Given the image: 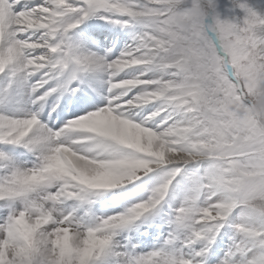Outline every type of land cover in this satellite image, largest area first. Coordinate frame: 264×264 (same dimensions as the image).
I'll return each instance as SVG.
<instances>
[{
  "label": "snow or ice",
  "instance_id": "snow-or-ice-1",
  "mask_svg": "<svg viewBox=\"0 0 264 264\" xmlns=\"http://www.w3.org/2000/svg\"><path fill=\"white\" fill-rule=\"evenodd\" d=\"M214 0H0V264H264V15Z\"/></svg>",
  "mask_w": 264,
  "mask_h": 264
},
{
  "label": "rangeland",
  "instance_id": "rangeland-1",
  "mask_svg": "<svg viewBox=\"0 0 264 264\" xmlns=\"http://www.w3.org/2000/svg\"><path fill=\"white\" fill-rule=\"evenodd\" d=\"M252 7L258 13L264 15V0H240ZM208 16L206 17L209 24L214 23L213 16L219 15L221 20L233 19L234 17H242L244 13L236 7V0H214V7H206Z\"/></svg>",
  "mask_w": 264,
  "mask_h": 264
}]
</instances>
